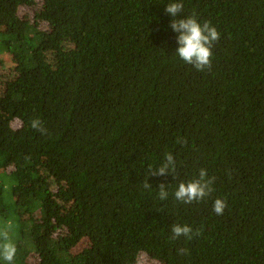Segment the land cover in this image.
Returning <instances> with one entry per match:
<instances>
[{
    "label": "trees",
    "instance_id": "obj_1",
    "mask_svg": "<svg viewBox=\"0 0 264 264\" xmlns=\"http://www.w3.org/2000/svg\"><path fill=\"white\" fill-rule=\"evenodd\" d=\"M169 2L0 0V65L13 61L0 93V230L12 264H137L141 253L264 264V0H176L178 18L221 34L205 71L175 55ZM169 152L175 174L148 176ZM200 169L215 178L210 195L175 200ZM177 223L199 234L173 240Z\"/></svg>",
    "mask_w": 264,
    "mask_h": 264
},
{
    "label": "clouds",
    "instance_id": "obj_2",
    "mask_svg": "<svg viewBox=\"0 0 264 264\" xmlns=\"http://www.w3.org/2000/svg\"><path fill=\"white\" fill-rule=\"evenodd\" d=\"M165 11L173 17L170 27L178 33L177 43L178 48L175 55L178 56L184 63L192 65L197 71H205L211 69L212 47L215 42L220 39V32L217 28L211 25L210 22L200 23L193 16L186 18H178V14L183 12V4L171 0L165 5ZM31 127L41 134L46 133L42 122L39 119H33ZM176 160L171 152L166 153L163 161L155 170L149 167V175L164 176L170 172L175 174ZM215 178L207 175L206 169H200L198 178L192 179L188 182L181 181L173 193L175 200L184 204H192L193 202L202 201L205 197L210 195L213 191V183ZM144 188H151L147 183V178L143 182ZM169 196L166 190V184L159 185L158 198L165 200ZM227 203L221 198H217L213 202V211L216 215H223ZM172 239H178L181 236L187 240H191L194 235L199 234V230L193 232V229L188 225L173 224L171 226ZM188 250L185 248L179 249L178 254H187ZM16 255V246L10 240L8 231L0 230V259L6 264H12Z\"/></svg>",
    "mask_w": 264,
    "mask_h": 264
},
{
    "label": "rangeland",
    "instance_id": "obj_3",
    "mask_svg": "<svg viewBox=\"0 0 264 264\" xmlns=\"http://www.w3.org/2000/svg\"><path fill=\"white\" fill-rule=\"evenodd\" d=\"M31 10L32 9L29 8L28 13H30ZM1 59L3 60V65H0V93H2L5 83L7 82V79H9L12 76L11 71L13 69V61L10 55L3 54ZM20 125L21 123L19 121H13L14 127H19ZM137 264H160V263L148 257L146 253H141L138 256Z\"/></svg>",
    "mask_w": 264,
    "mask_h": 264
}]
</instances>
